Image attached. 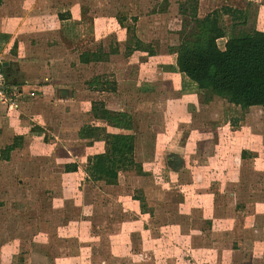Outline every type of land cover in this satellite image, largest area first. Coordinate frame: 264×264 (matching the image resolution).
<instances>
[{
	"label": "rangeland",
	"instance_id": "rangeland-1",
	"mask_svg": "<svg viewBox=\"0 0 264 264\" xmlns=\"http://www.w3.org/2000/svg\"><path fill=\"white\" fill-rule=\"evenodd\" d=\"M200 1L201 13L223 4L246 7L245 21L222 15L226 37L264 29V0ZM58 6L50 0V9ZM104 6L116 29L117 22L127 28L125 50L101 54L106 61L98 64L74 62L82 41L96 50L102 42L118 44L115 30L95 41L89 25L69 21L65 34L72 45L57 72L68 97L28 96L21 105L22 92L14 87V104H0V264L4 256L6 264H40L42 258L44 264H264V109L245 114L252 111L217 96L204 103L206 91L198 94L199 109L185 107L168 73H139L140 50L130 51L132 23L147 24L141 48L167 65L175 56L171 48L193 29L184 0H105ZM188 87L182 85L183 95ZM94 102L131 116L134 153L110 185L84 171L88 157L108 150L121 131L94 116ZM249 119L259 123L251 126ZM32 124H47V131H37L46 143L31 146ZM87 126L93 132L81 130ZM245 140L256 151L245 148ZM169 152L180 157L169 160ZM69 161L77 162L72 173L64 169ZM211 215L214 228L223 227L209 236L214 242L198 230ZM58 231L67 237L58 238Z\"/></svg>",
	"mask_w": 264,
	"mask_h": 264
},
{
	"label": "crops",
	"instance_id": "crops-1",
	"mask_svg": "<svg viewBox=\"0 0 264 264\" xmlns=\"http://www.w3.org/2000/svg\"><path fill=\"white\" fill-rule=\"evenodd\" d=\"M56 2L59 6L53 10L50 9L49 3L50 0H1L0 2V63L1 66L4 67V72L8 76V79L11 80V84L13 87L18 89L19 93L22 92L20 96L21 101H17L22 105L24 100L25 102L31 101L28 96L32 98L37 97L40 99H47L53 97H59L62 99L63 96L68 97L69 91L67 90V86L63 85L64 77H59L57 72H60L58 69L60 67L61 62L64 60L67 62L68 60L65 59L67 54V47L69 45L68 40L69 38L66 37L65 34V27L68 25L69 21L77 20L78 23H85V25H89L88 28L91 29V38L96 40H101L103 36L107 34L110 30H115V37L117 40V44L113 42H108L107 44L99 45V50L103 53H108L109 55L113 54L111 51H114L117 48L118 52H121L122 49L125 50V45L129 42L127 39V28L121 26L118 22V29L115 26V19L112 16L111 11H108L104 6L105 0H51ZM227 5V4H223ZM222 5L216 6L214 8H210L206 12L201 13L204 9L202 7L201 1L198 0V7L197 12H199L198 17H203L209 12H211L215 8H220ZM231 6V5H228ZM233 8H237L240 10L245 11L246 7H237L231 6ZM105 9V10H104ZM84 10H93V12L85 13ZM81 11H84L82 15ZM103 13H105L106 17H102ZM261 10H259L257 14V18L260 17ZM90 16V18H89ZM86 19V22H81V20ZM90 19V20H88ZM258 22V21H257ZM136 39L131 40L132 46L131 50H140L141 53L140 59H137L135 62L137 68H139V73H143L146 78H150V76L155 75L156 77H163L166 73H168L169 79H172L171 87L175 89L174 91L180 92V95L177 100L183 99L182 106L185 107H192L193 109H199V106L202 105V102L206 103L209 102L212 97L216 95H210L206 92V99L202 102L199 100V92L205 91L204 89H200L197 85L192 82L186 75L179 72L175 63V56L168 62L167 65L164 64V60H160L159 58L156 59L154 54H149L145 48H141L145 44V39L142 36V33L148 32V26L146 24L142 25L140 22L132 23ZM84 25V26H85ZM86 25V26H87ZM144 26V29H143ZM132 27V26H130ZM258 30L264 31V29L256 28ZM224 38V37H223ZM226 38H224L225 41ZM93 43H96V42ZM99 43V42H98ZM91 45V44H89ZM117 47H116V46ZM146 45V44H145ZM219 45V44H218ZM80 47V45H79ZM81 50L77 52L76 58L74 62L82 65H91V64H98L106 61L104 58H99L96 60H90L88 62H83L80 60L81 54L90 51V52H97V48H89L87 49V43L82 41L81 43ZM141 48V49H133ZM223 45L221 46V48ZM65 54V55H64ZM152 58H155V61H151ZM163 58V57H162ZM152 62L156 64L153 65ZM5 63V64H4ZM133 63V62H132ZM155 69H150L154 68ZM128 68V67H127ZM127 73L128 69L124 70ZM94 77L99 78L101 80V76L98 74ZM123 77L128 78L129 76L123 75ZM96 78V79H97ZM38 83V84H37ZM186 84L189 85L187 88V93L183 95L182 85ZM24 87V90L22 89ZM179 87V88H178ZM22 89V90H21ZM186 89V88H185ZM43 96V97H42ZM42 97V98H41ZM183 97H187L185 101ZM219 97V96H217ZM29 98V99H28ZM221 98V97H220ZM224 99V98H223ZM226 100V99H225ZM234 105V104H232ZM240 109V106L234 105ZM107 108L109 106H106ZM264 109V105H253L248 108L250 113L245 114H254L255 112L253 109ZM110 109V108H109ZM112 110H120L119 108H111ZM122 111V108L121 110ZM251 122V126L253 123H259L253 119H249ZM238 123L242 125L244 123L242 120H239ZM237 123V124H238ZM34 126V124H32ZM36 125V124H35ZM240 125V126H241ZM229 126V125H228ZM224 126V127H228ZM238 126V127H240ZM42 130L46 129L47 131V124L44 126H34L35 133L31 136V146L35 145V143L41 142L46 143L45 137L42 136L41 131L37 134L38 130L41 128ZM116 131L119 129L114 127ZM30 129V127H29ZM27 131V129H26ZM38 135V136H37ZM246 141V140H245ZM245 148L256 151V145L251 144L248 145L247 141L244 145ZM249 147V148H248ZM252 147V148H251ZM102 152V151H100ZM97 153V152H96ZM99 153V152H98ZM168 153V152H167ZM169 160L170 158H179L180 156L177 153L169 152L168 154ZM167 156V157H168ZM236 158V157H235ZM76 164L77 162H66L64 165L68 164ZM168 164V163H167ZM170 165V164H169ZM78 168L76 164V169ZM169 168V167H168ZM75 170H69L67 172H73ZM85 169V167H84ZM85 171V170H84ZM86 174V173H85ZM87 176V175H86ZM110 185V184H109ZM143 203L142 206L147 209L145 205V200L142 196ZM136 198V197H135ZM138 198V197H137ZM86 210L83 208H79V213L82 212L83 216ZM212 213V212H211ZM213 214V213H212ZM213 215L205 217L206 219V227L199 229L200 234H203L202 231H207L208 238L211 234H214V231H219L222 226L219 228H214V223L212 219ZM205 221V220H201ZM209 224H208V223ZM66 225L62 228L67 233L70 229V220H66ZM78 226L80 225L79 221L77 222ZM211 228V229H210ZM57 237H67L59 235V231ZM157 238L164 239L160 235L155 236ZM213 242L214 240L210 238ZM156 241V240H155ZM159 242V240H157ZM2 248V247H1ZM36 252V251H35ZM32 254L36 256L37 253ZM41 253V252H40ZM5 257V262H1V264H6L7 257ZM47 259V258H46ZM45 258L39 259L38 263L44 264L43 260Z\"/></svg>",
	"mask_w": 264,
	"mask_h": 264
},
{
	"label": "trees",
	"instance_id": "trees-1",
	"mask_svg": "<svg viewBox=\"0 0 264 264\" xmlns=\"http://www.w3.org/2000/svg\"><path fill=\"white\" fill-rule=\"evenodd\" d=\"M184 1L188 4L194 24L189 35L171 48L178 71L209 95L224 98L242 109L264 105V31L254 29L226 37V29L221 23L222 15L232 19L243 17L242 21H245V11L224 5L198 17V0ZM181 11L186 13L187 10ZM223 37L226 39L221 48L218 39ZM148 53L152 54V51L149 50ZM101 54L103 52L98 50L87 51L81 54L80 60H96L101 58ZM2 69L4 72V67ZM91 110L95 117L121 130L115 135L109 149L89 156L85 166L89 179L112 184L115 183L118 172L126 167L123 159L134 153L131 116L125 111L110 110L95 102ZM85 128L93 132V128L88 126L81 130ZM10 147L8 146L9 149ZM64 169L75 170L76 164H66ZM137 199L142 205V198Z\"/></svg>",
	"mask_w": 264,
	"mask_h": 264
},
{
	"label": "built area",
	"instance_id": "built-area-1",
	"mask_svg": "<svg viewBox=\"0 0 264 264\" xmlns=\"http://www.w3.org/2000/svg\"><path fill=\"white\" fill-rule=\"evenodd\" d=\"M8 77V76H7ZM3 72L1 63H0V104H6L12 106L14 102L12 101L13 94H16L12 84H8V80Z\"/></svg>",
	"mask_w": 264,
	"mask_h": 264
},
{
	"label": "water",
	"instance_id": "water-1",
	"mask_svg": "<svg viewBox=\"0 0 264 264\" xmlns=\"http://www.w3.org/2000/svg\"><path fill=\"white\" fill-rule=\"evenodd\" d=\"M5 64V63H4Z\"/></svg>",
	"mask_w": 264,
	"mask_h": 264
}]
</instances>
